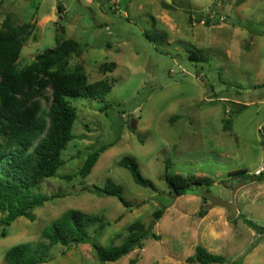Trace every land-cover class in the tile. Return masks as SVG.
I'll return each instance as SVG.
<instances>
[{
    "label": "rangeland",
    "instance_id": "rangeland-1",
    "mask_svg": "<svg viewBox=\"0 0 264 264\" xmlns=\"http://www.w3.org/2000/svg\"><path fill=\"white\" fill-rule=\"evenodd\" d=\"M6 15L31 25L19 68L66 38L80 51L68 55V67L82 64L88 82L107 79L112 88L103 100L69 98L77 112L74 138L56 176L40 188L55 197L33 210L34 220L20 216L0 226L6 233L0 264L7 249L40 240L42 229L71 208L105 217L102 231L91 230V240L102 246L120 243L136 220L151 224L160 239L146 237L141 249L103 263L88 243L55 245L42 264H197L187 262L197 246L226 258L214 264H264V236L247 223L264 227V167L259 181L251 178L264 160V0H0V25ZM38 100L47 109L49 91ZM173 115L178 118L171 122ZM110 142L91 172L79 176L91 149ZM124 155L136 158L154 188L137 184L118 165ZM238 170L246 173L230 175ZM67 174L74 177H61ZM166 174L213 183L190 185L177 196ZM108 177L122 186L131 207L89 191ZM246 178L251 182L234 195L232 220L223 207L205 208L208 199L192 192L230 200L231 189ZM158 208L164 212L153 221Z\"/></svg>",
    "mask_w": 264,
    "mask_h": 264
},
{
    "label": "trees",
    "instance_id": "trees-1",
    "mask_svg": "<svg viewBox=\"0 0 264 264\" xmlns=\"http://www.w3.org/2000/svg\"><path fill=\"white\" fill-rule=\"evenodd\" d=\"M208 23V20L206 21ZM30 24H14L10 15H6L0 25V226L10 225L17 217L23 216L34 220L33 210L55 197L40 191L45 178L56 176L57 169L64 163L62 151L74 138L72 128L77 118L76 108L69 98L81 97L91 100H103L111 91L112 85L107 79L88 82L82 64L70 69L68 55L77 43L62 38L53 48L45 49L25 67L19 68L18 58L23 42L30 33ZM113 65V64H112ZM264 85V83L262 84ZM49 91L50 104L42 109L39 97ZM103 105L101 109L105 108ZM245 107L241 106L240 109ZM178 116L173 115V122ZM225 127L230 125L225 124ZM115 142L94 147L87 154L77 174L86 177L100 153ZM118 165L127 168L133 180L144 187L154 188L151 180L142 176L137 160L124 155ZM166 162V169L170 167ZM238 170L230 175L245 174ZM261 174V173H260ZM259 175V174H258ZM258 175L251 176L259 181ZM70 180L74 174L61 176ZM167 186L174 195H182L190 185H211L210 178L165 175ZM89 191L98 195L117 197L125 207L132 204L123 196L120 184L108 177L102 186L94 185ZM164 208L152 212L153 221L159 220ZM258 234L264 236V227L247 221ZM108 224L100 213H88L78 209H67L41 231V239L23 242L11 246L4 254L3 264H42L47 262L50 250L55 245L70 247L88 243L100 262L116 261L135 248L143 247V240L151 237L160 239L153 232L151 224L145 226L140 220L130 223L126 235L120 243L110 242L102 246L91 240V230L100 232ZM5 230L0 236H5ZM132 260L131 262H135ZM189 263L214 264L224 263L226 258L197 246L187 258Z\"/></svg>",
    "mask_w": 264,
    "mask_h": 264
},
{
    "label": "water",
    "instance_id": "water-1",
    "mask_svg": "<svg viewBox=\"0 0 264 264\" xmlns=\"http://www.w3.org/2000/svg\"><path fill=\"white\" fill-rule=\"evenodd\" d=\"M165 1L169 2L170 0H165ZM248 182H250V178H246L242 180L240 183L236 184L231 189L232 196L230 200H224L222 198L216 197L209 191L195 189V190H192V192L194 191L198 193L199 195L208 199L209 203L206 204L205 208L213 207V206L223 207L228 213V220H232L237 214V208H236L235 201H234L235 192L238 190V188H240L241 186L245 185Z\"/></svg>",
    "mask_w": 264,
    "mask_h": 264
},
{
    "label": "built area",
    "instance_id": "built-area-1",
    "mask_svg": "<svg viewBox=\"0 0 264 264\" xmlns=\"http://www.w3.org/2000/svg\"><path fill=\"white\" fill-rule=\"evenodd\" d=\"M212 14H215V13L213 12ZM263 167H264V160H263L262 166H261L259 169H256V170L254 171V174H255V175L260 174L261 171H262V169H263Z\"/></svg>",
    "mask_w": 264,
    "mask_h": 264
},
{
    "label": "crops",
    "instance_id": "crops-1",
    "mask_svg": "<svg viewBox=\"0 0 264 264\" xmlns=\"http://www.w3.org/2000/svg\"><path fill=\"white\" fill-rule=\"evenodd\" d=\"M258 167H256V169H257ZM251 182V181H250ZM254 182V181H253ZM238 193V191L235 193V194H237ZM237 213H238V210H237ZM237 215V214H236Z\"/></svg>",
    "mask_w": 264,
    "mask_h": 264
}]
</instances>
